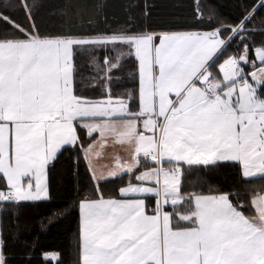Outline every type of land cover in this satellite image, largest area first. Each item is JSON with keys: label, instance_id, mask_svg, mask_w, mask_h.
Segmentation results:
<instances>
[{"label": "snow or ice", "instance_id": "1", "mask_svg": "<svg viewBox=\"0 0 264 264\" xmlns=\"http://www.w3.org/2000/svg\"><path fill=\"white\" fill-rule=\"evenodd\" d=\"M39 6L0 4V210L50 200L49 165L75 150L92 185L78 201V264H264V0L230 23L198 6L208 30L160 32H45ZM221 167L235 168V191L189 186L194 170ZM0 264H12L3 233Z\"/></svg>", "mask_w": 264, "mask_h": 264}, {"label": "trees", "instance_id": "2", "mask_svg": "<svg viewBox=\"0 0 264 264\" xmlns=\"http://www.w3.org/2000/svg\"><path fill=\"white\" fill-rule=\"evenodd\" d=\"M22 3L23 0H12ZM33 0H28L31 4ZM39 7L33 10L35 22L41 31H79L85 29H117L122 26L160 31L208 30L207 24L200 25L196 11L214 13L216 18L226 23L234 21L246 9L256 6L260 0H37ZM4 0H0V4ZM103 5V13L95 15L93 5ZM69 5H86L84 19L67 13ZM13 18L23 27H30L22 8L10 10ZM147 12V14H146ZM91 16L93 23L87 24ZM264 16V12H260ZM259 21V17L257 18ZM257 29L262 26L259 22ZM10 28L0 23V31ZM264 40L259 31L255 36L257 44ZM79 63L84 66L85 76L91 71L88 58L82 56ZM131 68V65H129ZM131 87V81H129ZM85 139L87 137L85 136ZM235 168L221 167L211 171L194 170L188 182L195 190L230 189L238 185ZM48 184L51 199L48 201L27 202L8 212L0 210V233H3L12 264H56L45 261V253H57L62 264H78V201L82 196L92 195L90 173L82 154L77 158L75 150L62 151L58 159L49 165ZM118 192L115 184L109 185L107 195Z\"/></svg>", "mask_w": 264, "mask_h": 264}, {"label": "crops", "instance_id": "3", "mask_svg": "<svg viewBox=\"0 0 264 264\" xmlns=\"http://www.w3.org/2000/svg\"><path fill=\"white\" fill-rule=\"evenodd\" d=\"M96 163L99 167H102L103 165L110 163V157L105 156V157L101 158L99 161H97ZM79 219H80V216H79ZM55 254H57V253H55ZM52 262H56V261H52Z\"/></svg>", "mask_w": 264, "mask_h": 264}]
</instances>
